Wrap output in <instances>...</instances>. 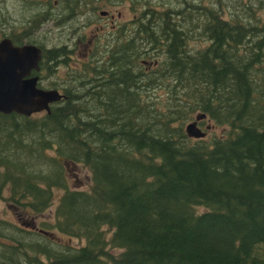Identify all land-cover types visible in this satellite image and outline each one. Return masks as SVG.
I'll use <instances>...</instances> for the list:
<instances>
[{
    "label": "trees",
    "instance_id": "trees-1",
    "mask_svg": "<svg viewBox=\"0 0 264 264\" xmlns=\"http://www.w3.org/2000/svg\"><path fill=\"white\" fill-rule=\"evenodd\" d=\"M129 1L156 24L120 28L102 60L57 83L50 112H0V197L37 215L63 189L49 225L84 240L0 219V264H264V23L251 2L228 21L192 4L143 16L148 0ZM39 5L21 10L19 33L0 11L1 38L34 43L31 28L72 11ZM195 34L206 44L192 49ZM41 47L39 76L66 61L64 46ZM162 83L165 100L149 98ZM194 112L227 136L190 137ZM66 164L88 168V190L68 187Z\"/></svg>",
    "mask_w": 264,
    "mask_h": 264
},
{
    "label": "rangeland",
    "instance_id": "rangeland-1",
    "mask_svg": "<svg viewBox=\"0 0 264 264\" xmlns=\"http://www.w3.org/2000/svg\"><path fill=\"white\" fill-rule=\"evenodd\" d=\"M178 1L180 3H178L176 0H148V3L156 6L159 11H163V8H166V6L173 5L175 7H180L184 4H187V6H189L190 4L200 5L210 9H223L222 17L230 21L234 16L236 17L242 13L241 7H243L246 2H251V4H253V7H255V17L259 19V23H264V7L259 4L260 0ZM84 4H87V16L83 13V9H85ZM84 4H81L83 5L81 7V10H77V15L72 16L73 18L71 19V23L68 28L64 27L67 20L66 19L65 21H63L64 17L61 18L59 22L45 20L38 26V28L36 27L35 30L31 28V39L34 43H37L40 46L43 45L44 48H54L63 46L64 44L70 45L69 48L72 47V52H70L71 56H68V53L65 50L66 56L64 58H66V61L57 64L56 61V65L54 64V71L51 74L46 70L40 73V86L44 88L54 87L61 91L60 84L57 85V83H63L65 78H67V80H70V78L73 76L74 71L78 72L80 68L83 69L85 62L90 61L92 64H94V62H96L97 60H102L104 58V51L101 50L103 49V47H110L114 40H111V38H106L107 31L105 30H111L112 23H110L108 18H99L98 12L100 10H109L110 13L114 14V16H116V12L119 11L121 13V22L123 20L128 21L131 18H135L133 17V13L129 10L131 7H133L131 6V1L129 0H111L110 3L106 2L105 0H99V2L91 3V0H87V2ZM81 5L78 4L77 7ZM32 6H35L37 9L41 7L39 3L34 0H0V11L4 12L6 17L10 19V22L7 24L9 26L16 27L15 30L18 33L21 32V28L18 25L17 18L21 16V10L31 8ZM133 8L138 11L143 7H141V4H137ZM62 9L63 3L55 8V13L59 14L60 10ZM86 17L88 19H92L93 22H88L87 25L81 26L80 23L83 22ZM246 21L248 22V20ZM114 23L116 24L117 22L114 21ZM97 25H99L100 28L103 27L104 30H98ZM197 32L198 31L196 30V33ZM90 36H93L95 38L94 44L88 56L84 57L83 44L85 42L87 43ZM197 37L199 36L195 34L194 39H191L189 41L190 48H199L200 46L206 44V41L204 39L199 40L197 39ZM199 38L201 39V37ZM99 51L101 52L100 54H98ZM149 58H156L160 62L163 60V54L162 52L159 54L153 53ZM60 59H62V57ZM150 89V93L148 91L149 98H159L165 100L166 86H163V83L160 86L151 87ZM196 113L198 115L199 112H194L191 118L185 119L183 121V127H185L188 122H192L195 120L194 118ZM200 126L206 132V135L203 137V140L205 142H210L213 138L225 137L227 136L229 131V127L227 125H216L213 121H210L206 118H204L203 121L200 122ZM194 140L197 139L194 138ZM66 177L68 187L71 189L75 188L80 190H88L90 188V171L88 170V168L81 164H66ZM63 191V189H55V198L52 205L43 213L34 215L31 212L25 211L24 209L12 207V205L9 204L8 200L6 199V197L8 196V190L5 189L2 197H0V219L6 221L7 223L10 222L19 226H22L21 223L27 222L33 223V225L38 227L44 226L53 235L54 239L52 240H56L62 244H71L75 246L84 243L83 239L69 238L67 235L59 233L54 227H50L49 225L54 220V209L58 203L59 196L63 193ZM196 210L202 211L204 210V206H198ZM111 252L116 253L118 252V250L113 249L111 250Z\"/></svg>",
    "mask_w": 264,
    "mask_h": 264
},
{
    "label": "water",
    "instance_id": "water-1",
    "mask_svg": "<svg viewBox=\"0 0 264 264\" xmlns=\"http://www.w3.org/2000/svg\"><path fill=\"white\" fill-rule=\"evenodd\" d=\"M104 13V12H103ZM42 49L33 43L15 45L8 37L0 39V112H12L31 116L38 112H50V105L65 97L56 88L38 86ZM205 115H197L195 120L185 125L190 137L201 138L204 132L196 121ZM47 234L46 231L40 230Z\"/></svg>",
    "mask_w": 264,
    "mask_h": 264
},
{
    "label": "flooded vegetation",
    "instance_id": "flooded-vegetation-1",
    "mask_svg": "<svg viewBox=\"0 0 264 264\" xmlns=\"http://www.w3.org/2000/svg\"><path fill=\"white\" fill-rule=\"evenodd\" d=\"M34 1H37L38 3L40 2L42 4L51 5L53 7V9H55L58 6H60L62 3H63V6H65V8L67 7V9H71L72 8V4L74 2L72 0H51L52 2L49 1V0H34ZM86 5L87 4H84L85 9H83L84 10L83 13L87 16L88 14L86 12L87 11ZM79 9L81 10L82 8H78L77 5H74V7L72 8V12L70 11L68 14H66V15L63 16L64 17L63 21H65L67 19L66 20V23L64 25L65 28H68V26L71 23V19L73 18L72 16H76L77 15V10H79ZM129 10L133 13V17H135V18H133V19L131 18L132 20L129 19L128 21L127 20L126 21L123 20L125 22H123V21L121 22V20H120L121 13L119 11L116 12V16H114L113 13H110V11L109 10H106V9L105 10H100L98 12L99 18H108V20L110 21V23H112L111 30H109V29L108 30H105V31H107V33H106L107 34V37L106 38H111V40H114V39L117 40L118 39V33L122 32V31H119L120 28H123V31L126 28V29H128V31L130 33L133 34L134 33V29L137 26V23L139 25H145L147 27L150 26L153 23L156 24L155 23V20L152 19V17H153L152 14L150 15V13H149V16L142 18V15H140V12L142 11V9L136 11L135 8H132L131 7ZM149 10H153V11H157L159 13H163V11H159L156 6H154L153 4H149L147 2V6L144 8V10L142 12L143 16L147 13V11L150 12ZM48 20L55 21V22H59L61 19L60 20H56V19H52L51 18V19H48ZM113 20L116 21L117 23L115 24ZM88 22L91 23L93 21H92V19H88L86 17V19L83 22H81L80 25L81 26H85V25H87ZM97 29L98 30H101V29L104 30V28L103 27L100 28L99 25H97ZM94 40H95V38L93 36H90V38L88 39L87 43L85 42L83 44V49H84V53L83 54H84V57L88 56L89 52H91L92 46L94 44ZM36 45L39 46L42 49V51H43V48L40 45H38V44H36ZM63 46H64L65 50L67 51L68 56H71V53L70 52H72V47L69 48L70 45H68V44H64ZM153 61L154 62L152 64H150V63L148 64V67L149 68H151L152 66L156 65L157 64L156 62H158L157 59H153ZM39 80H40V77H39ZM201 121H203V119L197 120L196 121V124L204 132V136H205L206 135V132L200 126V122Z\"/></svg>",
    "mask_w": 264,
    "mask_h": 264
}]
</instances>
